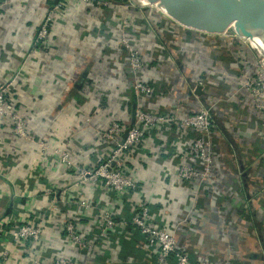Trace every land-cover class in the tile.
<instances>
[{"label":"crops","instance_id":"1","mask_svg":"<svg viewBox=\"0 0 264 264\" xmlns=\"http://www.w3.org/2000/svg\"><path fill=\"white\" fill-rule=\"evenodd\" d=\"M44 1L0 0V81L9 76L25 79L21 103L29 106L33 113L32 129L39 130L41 135L46 128L67 135L74 122L72 115L75 107L90 109L97 102L96 98H99L100 109L110 119H121L128 126L133 124L138 102L133 94L126 96L125 92L128 90L130 93L133 79L128 70V57L123 50L113 48L110 43L114 25L112 14L109 17L108 12L97 6H75L67 19L58 22L60 25L52 30L56 38L54 53L34 51L36 29L46 16ZM109 1L120 5L122 18L134 19L137 27L135 36L147 42L146 56L152 60L148 62L151 79H164L173 88L170 98L181 99L190 111L204 104L214 107L212 141L216 155V182L209 188L212 191L195 196L186 184L166 175L163 167L174 170L179 162L177 146L176 153L174 151L170 156L152 149L149 155H138L133 166H129L132 173L142 178L145 195L151 196L155 218L159 223L165 218L171 221L181 219L186 212H190L195 201L198 218L193 227L182 228L179 233L194 261L264 264V123L256 118L247 94H244L246 97L231 95L234 103L226 101L227 107L221 106L220 94L213 90L215 87L205 88L197 94L198 78L207 77L206 71L214 60H218L214 54L216 48L229 47L236 42L228 35L212 36L208 38V46L199 49L200 46L196 44L195 47L191 44L193 41L184 36L177 43L183 47L181 56L176 51V44L162 38L159 31L164 30L160 26L164 18L153 6L130 12L123 7L127 0ZM164 22V26H170ZM238 50V46H230L231 57L224 63V59H219L228 84L236 88L241 81L239 75L246 73L241 70L242 67L245 70L243 61L246 58L243 57L249 54L252 60L258 58L250 47L246 48V54ZM190 56L195 59V64L190 63L189 67L183 57L188 60ZM107 120L103 119V128L107 127ZM7 132L10 129L0 124V135ZM89 137H92L91 133L82 137L83 154L76 158L79 161H85L87 157L95 162L104 161L108 153L107 144H89ZM175 143L173 139V147ZM8 144L6 142L1 146L5 148ZM153 147L159 148L157 145ZM21 156L17 166L11 168L13 162L9 161L11 165L6 164L3 175L0 174V206L6 210V216L14 204L28 213L47 207L50 203L45 192L47 189L56 187L57 191V188L63 189L68 183H74L70 179L73 177H69L58 164L51 163L47 167L43 158L36 156L30 148L27 147ZM5 158L6 153L2 155V165ZM79 191L78 187H72L66 199L75 201ZM86 192L96 209L113 204L117 206L115 194L108 189L95 187ZM56 196L64 197L61 190ZM124 203L119 211L120 218L128 219L131 207L127 201ZM86 214L90 216L82 220L80 230L87 240L95 244L96 249L77 254L71 245H65L61 239L63 226L59 223L44 233L40 250L33 256L31 251L18 250L11 242L4 241L2 246L0 244V255L7 250L21 253V259L0 258V264H30L31 259L39 264H50L62 252L76 254L78 264H155L151 258L148 259L144 240L137 232L120 226L99 239L95 223V216L99 213L94 209ZM97 248L102 250L97 251ZM31 249L35 251V247L31 246Z\"/></svg>","mask_w":264,"mask_h":264},{"label":"built area","instance_id":"2","mask_svg":"<svg viewBox=\"0 0 264 264\" xmlns=\"http://www.w3.org/2000/svg\"><path fill=\"white\" fill-rule=\"evenodd\" d=\"M44 4L47 8L46 16L36 29L32 48L34 51L50 54L54 53L56 39L52 30L59 24L58 22L67 19L71 8L97 6L108 12L109 17L112 14L114 25L110 43L113 48L123 50L128 57V70L133 79L129 87L130 93L128 90L125 92L126 96L129 94L135 96L138 106L134 111L133 124L128 126V123L121 119H110L100 109L99 98H96L97 102L90 109L83 110L84 107L78 105L75 107L72 115L74 122L67 135H60L50 128H46L41 135L39 130H34L30 126L33 113L29 106L21 103L25 79L8 77L0 81V124L10 129V132L0 135V174L3 175L2 170L6 164L11 165L9 161L13 162L11 168L17 166L22 152L24 153L28 147L36 156L43 158V164L47 167L51 163L58 164L69 177H73L70 179L74 181L72 185L68 183L63 189L57 188V191H62L64 196L62 198L56 196V187L47 189L45 192L50 199L49 205L35 209L34 213L22 212L18 205L12 203L13 208L6 216V210L0 206L1 246L4 241H9L18 250L26 252L29 250L32 256L33 253L36 255L40 250L44 233L61 223L63 226L61 239L65 245H71L77 254L94 250L95 244L85 238L80 227L82 220L90 216L86 214L87 211L95 209L99 213L95 216L100 233L99 239H103L121 226L134 230L143 238L146 255L155 264H209L194 261L187 245L179 236L182 228L190 229L198 218L195 201L190 212H186L181 219L171 221L165 218L159 223L151 208V196L145 195L142 178L132 173L129 166H133L140 154L149 155L154 149L158 153H169L170 156L174 151L176 153L177 146L179 162L174 170L164 166L166 175L174 181L186 184L195 196L197 193L212 191L209 188L216 182V155L212 141L215 131L213 105H200L196 111H190L181 99L173 96L174 100L170 98L173 88L171 89L164 79H151L148 62L152 60L146 56L147 42L144 38L142 40V37L135 36L137 27L133 23L134 19L122 18L118 3L97 0H45ZM146 6L150 5L139 4L135 0H128V3L123 5L124 9L130 12ZM154 9L157 10L156 7ZM157 12L170 24L164 31L173 34V39L168 42L176 44V51L181 56L183 47L177 43H180L184 36L193 41V44L199 43L195 41L197 38L201 40L213 36L186 29L163 12L159 10ZM225 35L236 42L230 46H238L239 52L245 51L248 47L260 51L253 41L241 38L233 30H229ZM183 58L189 67L195 64L193 57L190 56L188 60ZM260 65L263 71L256 74V79H241L237 89H242L243 93L250 97L256 118L264 123V66L262 62ZM206 72L207 77L204 79L199 77L197 86L213 89V84L223 85L219 83L220 81L228 83L225 75L220 77L214 62ZM103 119H108L106 128L101 125ZM89 133L92 134V137H89V144H107L108 153L104 161L95 162L89 157L85 161H79L76 158L83 154L82 137H88ZM5 138L8 141H4ZM173 139L176 141L175 147L172 145ZM6 142L9 144L3 148L1 145ZM154 145L159 148L156 149ZM2 153H6L3 165ZM72 187L80 189L79 195L75 198L76 202L66 199ZM95 187L112 191L117 206L113 204L111 207L94 208L91 196L85 193ZM126 201L131 207L128 219L122 216L120 218L119 213ZM31 246L35 247V251H32ZM99 250L102 249L97 248V251ZM20 256L21 253L3 250L0 258L21 259ZM30 264L39 263L31 259ZM50 264H78V256L62 252L57 254Z\"/></svg>","mask_w":264,"mask_h":264},{"label":"water","instance_id":"3","mask_svg":"<svg viewBox=\"0 0 264 264\" xmlns=\"http://www.w3.org/2000/svg\"><path fill=\"white\" fill-rule=\"evenodd\" d=\"M178 25L213 36L229 30L241 38L264 39V0H145Z\"/></svg>","mask_w":264,"mask_h":264},{"label":"rangeland","instance_id":"4","mask_svg":"<svg viewBox=\"0 0 264 264\" xmlns=\"http://www.w3.org/2000/svg\"><path fill=\"white\" fill-rule=\"evenodd\" d=\"M137 3L139 4H144V2H146L145 0H135ZM155 10V9H154ZM156 11V10H155ZM109 16V14H108ZM165 25V22L164 20L162 19V21H160V26L165 29L167 26H164ZM151 27V26H150ZM149 30V29H148ZM159 31V30H158ZM162 38H164V40L167 42V41H170L171 39H173V34L170 33V32H166L164 30H161L159 31ZM94 35V34H93ZM92 35V37H93ZM196 37V36H195ZM167 39V40H166ZM202 40V41H201ZM201 40H199L198 38L195 39V41L199 42L197 43L199 49L204 48V47H207L209 42H208V38H201ZM185 43H186V40H185ZM193 44V43H191ZM195 44V47L197 46ZM248 47V46H247ZM249 49V47H248ZM255 50V54L259 56L260 54V58H255V60H252L251 57H249V54L246 55L245 57L243 58H246V60L243 61V65L245 67V70H243V67H242V72H246L244 73L243 75H239V78L238 79H256V74H258L259 72H262V68H261V65L260 63L262 62V65L264 66V54L261 53L260 51H258L256 48H254ZM195 52H196V49H195ZM246 52L248 53V50H245V52H241L242 54H246ZM198 54V52H197ZM211 54V53H210ZM215 56L218 58V60H214V63H215V66L216 68L218 69V73H220V77H223L224 72L221 71V65H220V60H223V63L227 60V58H230V48L227 47V46H222V47H218L216 48L215 50ZM197 56V55H196ZM211 56V55H210ZM209 56V58H210ZM212 58V57H211ZM226 58V59H225ZM220 59V60H219ZM232 61V60H231ZM229 65V64H228ZM225 66V64H224ZM223 66V68H224ZM225 69V68H224ZM247 71H250L249 73H247ZM9 77H12V76H9ZM24 79V78H23ZM227 80V79H226ZM217 81H220V80H217ZM228 81V80H227ZM246 81V80H245ZM229 82V81H228ZM219 83L223 84L222 86L221 85H214V89L216 91V93H219L220 94V99H221V106L223 107H227L226 105V101L227 102H233L234 100H232V97L231 95H242V96H245L242 89H237L236 87H233L231 85H229L227 82L223 83V81H220ZM225 95V96H224ZM246 97V96H245ZM234 103V102H233ZM232 106V105H231ZM251 106V105H250ZM249 106V108H250ZM263 129H264V125H263Z\"/></svg>","mask_w":264,"mask_h":264},{"label":"bare ground","instance_id":"5","mask_svg":"<svg viewBox=\"0 0 264 264\" xmlns=\"http://www.w3.org/2000/svg\"><path fill=\"white\" fill-rule=\"evenodd\" d=\"M143 3L146 5V2L143 1ZM153 7H155V6H153ZM253 42L257 46V48L264 54V39L255 35Z\"/></svg>","mask_w":264,"mask_h":264},{"label":"trees","instance_id":"6","mask_svg":"<svg viewBox=\"0 0 264 264\" xmlns=\"http://www.w3.org/2000/svg\"><path fill=\"white\" fill-rule=\"evenodd\" d=\"M57 1H60V0H57ZM97 1H109V0H97ZM116 1H118V0H116ZM127 2H128V0H127ZM124 3H126V1H125ZM197 90H198V91H197V92H198L197 94L202 93V91L204 90V87L201 88V87L197 86ZM179 98H180V97H179ZM194 109L197 110V107H195ZM195 110H194V111H195Z\"/></svg>","mask_w":264,"mask_h":264}]
</instances>
